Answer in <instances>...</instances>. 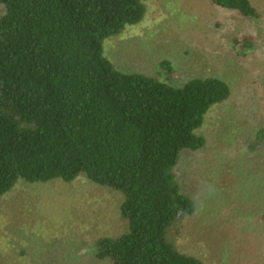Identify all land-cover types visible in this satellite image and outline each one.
Listing matches in <instances>:
<instances>
[{
    "label": "trees",
    "instance_id": "16d2710c",
    "mask_svg": "<svg viewBox=\"0 0 264 264\" xmlns=\"http://www.w3.org/2000/svg\"><path fill=\"white\" fill-rule=\"evenodd\" d=\"M210 2L260 16L251 0ZM0 5L8 10L0 22V198L20 181L71 183L85 175L125 197L129 231L101 239L100 260L205 264L169 239L176 220L195 212L173 171L182 152L205 146L197 132L210 109L230 98V86L196 78L175 88L116 69L104 43L144 21V0Z\"/></svg>",
    "mask_w": 264,
    "mask_h": 264
},
{
    "label": "rangeland",
    "instance_id": "374dc122",
    "mask_svg": "<svg viewBox=\"0 0 264 264\" xmlns=\"http://www.w3.org/2000/svg\"><path fill=\"white\" fill-rule=\"evenodd\" d=\"M251 2L259 18L210 0H144V21L104 43L123 73L175 88L196 78L230 86L197 132L205 146L182 152L173 171L195 212L176 220L169 239L205 264H264V0ZM7 14L0 5V22ZM124 201L85 175L20 181L0 198V264H113L97 257L98 243L128 233Z\"/></svg>",
    "mask_w": 264,
    "mask_h": 264
}]
</instances>
